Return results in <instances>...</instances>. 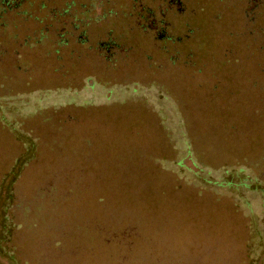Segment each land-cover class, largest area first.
Here are the masks:
<instances>
[{
    "label": "rangeland",
    "instance_id": "374dc122",
    "mask_svg": "<svg viewBox=\"0 0 264 264\" xmlns=\"http://www.w3.org/2000/svg\"><path fill=\"white\" fill-rule=\"evenodd\" d=\"M29 2L27 17L11 18L3 34H16L18 42L25 34L38 36L42 42L6 44L18 51H6L3 59L20 54L17 60L24 62L12 73L4 68L11 79L4 82V94L33 89L36 97L49 90L64 96L68 86L88 85L93 92L109 87L114 93L85 106L2 111L36 145L14 183L17 215L25 225L15 239L18 259L27 264L264 263L261 190L248 191L254 201L250 214L225 193L179 183L169 162L178 153L161 121L165 111L179 106L201 163L254 168L264 186V35L242 29L244 0H186L176 6L185 14L170 13L173 36L186 26L193 33L172 46L139 29L129 14L130 0H92L89 16L103 18L89 19V38L95 43L110 32L122 49L115 63L99 57L93 46L57 59L48 50V29L60 25L62 0ZM216 11L222 16L217 20ZM133 86L140 96L130 95ZM23 150L0 121V185L11 182ZM63 183L74 190L72 203L58 199ZM98 188H105L100 191L109 192L113 203L93 202ZM86 190L91 197L82 195ZM46 192L57 195V203L46 201ZM117 225L138 231L114 241L99 237L100 227Z\"/></svg>",
    "mask_w": 264,
    "mask_h": 264
},
{
    "label": "trees",
    "instance_id": "16d2710c",
    "mask_svg": "<svg viewBox=\"0 0 264 264\" xmlns=\"http://www.w3.org/2000/svg\"><path fill=\"white\" fill-rule=\"evenodd\" d=\"M186 0H130V17L137 24L139 29L145 33H149L150 36L157 42L166 45H181L189 38L192 37V29L186 26V31L183 34L174 35L172 33L171 23L169 20L170 13L177 16H183L185 14L184 8L177 10L175 7L183 4ZM29 0H0V99L7 100V103H0L1 112L5 110L14 111L16 114L18 111L21 113L36 112L38 110L46 109L47 107L60 108L65 106H85L90 101H104L111 98L114 91L109 87L107 89H101L98 87L96 92L89 90L88 86H83L79 90H72L71 86H68L64 93V96L53 95L52 91H46L44 97L36 95L32 96L33 89H24L22 93L5 92V81H10V78L4 74V68H11V73L17 69H21L24 61L17 60L20 58L18 54L17 59L14 57L18 51V47L8 50L5 47L10 41H14L17 37L16 34H11L4 37V30L9 25V21L13 17H27L24 6L29 4ZM92 0H84L76 3L75 0H62V5L59 6V17L62 18L60 25L49 27L50 32V44L49 49L53 53L57 54V59L63 52H79L81 48L91 49L92 46L96 50V53L103 60L111 63H115L117 58L120 57L121 47L120 44L114 40L111 33L108 32L103 37L97 38L95 43H91V38L88 34L89 19L96 23L103 18L97 14L89 16V10L91 11ZM81 9V11H80ZM112 12V11H110ZM184 12V13H183ZM222 17L217 13H214V19L217 20ZM242 29L247 35L254 37H260L264 35V0H244L242 3L241 12ZM252 27V28H250ZM255 33L253 34L252 32ZM111 31V30H109ZM106 32V31H105ZM43 32L41 31V34ZM10 37V38H8ZM23 42L31 47L38 46L42 40L38 36L25 34L23 36ZM19 39V38H18ZM202 42V40H201ZM6 48V49H5ZM8 51L13 53V57L7 61L3 59V55ZM16 59V60H15ZM26 67V66H25ZM6 72V71H5ZM9 72V73H10ZM10 73V74H11ZM92 87V86H90ZM88 88V89H87ZM44 89V88H43ZM131 92H130V91ZM131 96H140L138 87L133 86L129 88ZM121 92V91H120ZM161 98L171 101L173 99L168 94L159 91ZM161 111V110H160ZM0 114V121L4 126L19 139L24 147L20 157L14 163V169L11 171V182L5 183L2 181L0 185V264H27L25 261L18 259L17 249L15 244L16 236L25 228L23 221L17 215V193L15 191L14 183L19 178L20 173L24 170V166L31 160L36 151L35 140L23 133L24 131L17 129L14 117H9L6 113ZM168 112V111H167ZM165 111V116L161 121L167 128V136L173 143L178 155L170 160L172 168L171 173L179 183H183L188 186H195L200 191H215L219 193H225L227 197H231L235 203L242 206L244 211H249L252 214L253 209L249 203L254 202L252 196L248 195V191L261 190L264 195L263 182L260 179V174L253 168L247 166H223L221 169L212 168L201 163L198 160L197 152L193 146V140L189 137L188 129L185 124L184 116L180 111L179 106L174 105L172 111L168 114ZM167 114V115H166ZM69 120V119H67ZM179 150V152H178ZM8 176V175H7ZM69 180V179H67ZM66 184V185H65ZM64 192L60 196V203H72L75 198L74 190L70 188V184L63 183ZM105 190V188H100ZM99 188L92 192L93 202L103 204L104 202L113 203L114 198L109 192L100 191ZM88 190L82 193L83 196H89ZM56 199V198H55ZM46 201L50 203H57L56 200L46 192ZM52 201V202H51ZM101 215L103 211L99 210ZM100 216V214H99ZM102 226V225H101ZM134 226H112L110 228L100 227L98 232L99 237L104 241H114L122 238V235L135 236L138 229ZM112 238V239H111ZM55 246H60L59 242L55 243ZM264 264V263H261Z\"/></svg>",
    "mask_w": 264,
    "mask_h": 264
},
{
    "label": "water",
    "instance_id": "95a60500",
    "mask_svg": "<svg viewBox=\"0 0 264 264\" xmlns=\"http://www.w3.org/2000/svg\"><path fill=\"white\" fill-rule=\"evenodd\" d=\"M57 197V195L55 197H53V199H55Z\"/></svg>",
    "mask_w": 264,
    "mask_h": 264
}]
</instances>
